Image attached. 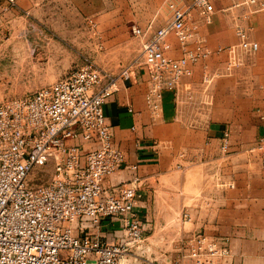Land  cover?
Wrapping results in <instances>:
<instances>
[{
	"label": "built area",
	"instance_id": "built-area-1",
	"mask_svg": "<svg viewBox=\"0 0 264 264\" xmlns=\"http://www.w3.org/2000/svg\"><path fill=\"white\" fill-rule=\"evenodd\" d=\"M4 1L14 6L18 0ZM167 7L163 24L131 25L140 58L117 74L83 64L29 95L0 102V264H121L142 240L140 179L106 183L125 154L113 142L104 104L119 81L144 74V101L156 117L163 92L178 100L196 65L213 55L224 57L226 70L240 65L258 51L245 22L264 11V0H167ZM217 12L229 18L236 42L212 48L204 28ZM202 68L207 86L211 76ZM258 111L263 133L256 149L264 169V111ZM227 147L224 139L221 149ZM104 219L119 221L113 242L99 231ZM228 254L225 242L201 231L172 264H221Z\"/></svg>",
	"mask_w": 264,
	"mask_h": 264
},
{
	"label": "crops",
	"instance_id": "crops-1",
	"mask_svg": "<svg viewBox=\"0 0 264 264\" xmlns=\"http://www.w3.org/2000/svg\"><path fill=\"white\" fill-rule=\"evenodd\" d=\"M214 19L215 23L204 29L209 46L235 43L229 18L217 12ZM245 26L250 29V37L257 41L258 51L240 65L224 69L225 74L214 80L206 93V88L203 89L199 102L205 109L204 117L199 114L190 121L178 104L180 98L194 94V86L191 87L194 78L182 80L178 100L172 92H163L161 111L156 117L144 101L147 89L144 74H139L137 80L132 77L119 81L118 91L104 104L113 142L125 154L122 166L106 183L137 176L141 194L137 212H147L152 190H156L154 186L159 188L173 171L178 145L187 150L184 162L190 171L195 168L193 165L207 171L212 167L209 162H213L217 183L214 197L205 192L198 199L205 209L199 212L193 229L228 245L229 254L222 258L221 264H264V173L260 175L259 170L256 173L250 169L245 159L251 149H256L257 139L263 133L258 110L264 111V11L250 17ZM216 58L219 59H213L211 65L207 62L210 76L209 71L216 67H226L222 55ZM200 70L197 67L195 76L199 77ZM209 97L213 98L212 107L208 106ZM224 139L228 144L226 151L221 149ZM207 205L211 207L207 209ZM117 229L119 221L112 219L102 220L99 227L101 234L109 238ZM187 261L183 259L184 263Z\"/></svg>",
	"mask_w": 264,
	"mask_h": 264
},
{
	"label": "rangeland",
	"instance_id": "rangeland-1",
	"mask_svg": "<svg viewBox=\"0 0 264 264\" xmlns=\"http://www.w3.org/2000/svg\"><path fill=\"white\" fill-rule=\"evenodd\" d=\"M169 15L167 0H18L14 6L0 0V102L29 95L83 64L92 63L107 73L117 74L140 58L141 42L132 36L131 25L152 22L159 26ZM216 57L221 56L213 55L195 66L190 77L194 78V94L178 100L181 113L190 121L199 114L204 117L200 95L225 74V67L219 66L209 71L212 80L207 86L201 82L203 65H211L213 59H219ZM199 66L201 73L197 77ZM138 75L134 76L136 80ZM209 100L208 106L212 107L213 98ZM177 147L173 171L159 188L154 186L147 212H137L142 240L130 246L121 264H172L181 258L197 232L193 227L198 214L205 209L198 199L205 192L214 197L217 183L213 162H209L212 167L207 171L196 165L190 171L184 162L187 150ZM245 159L250 169L264 173L256 149H251ZM146 236L150 237L143 240ZM104 239L113 242V234Z\"/></svg>",
	"mask_w": 264,
	"mask_h": 264
}]
</instances>
